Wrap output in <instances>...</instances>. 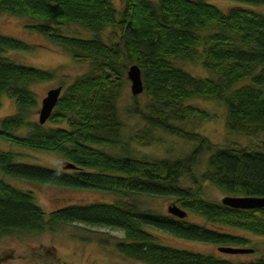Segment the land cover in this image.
<instances>
[{"label":"trees","instance_id":"16d2710c","mask_svg":"<svg viewBox=\"0 0 264 264\" xmlns=\"http://www.w3.org/2000/svg\"><path fill=\"white\" fill-rule=\"evenodd\" d=\"M237 1L222 9L209 0H123L120 7L113 0H0V13L28 17L29 28L42 32L76 61L88 63L62 87L50 115L40 123L32 116L38 100L30 83L51 78L55 70L4 54L9 48L32 45L0 32V101L5 92L15 104L12 112L0 116V138L53 150L76 165L18 161L16 152L0 149V234L41 232L59 222L80 221L122 229L124 236L115 242L116 249L150 263L264 264V254L235 260L163 243L148 228L232 246H246L249 237L220 224L264 235V205L235 207L203 196L204 181L226 194L264 195V143H213L183 123L194 115L213 116L188 100L204 96L222 102L229 129L252 136L264 133V11L250 5L264 0ZM66 22L78 23L90 33L64 32L61 26ZM106 26L112 27V34L118 31L115 39L101 34ZM185 60L198 61L209 73H191L182 64ZM131 63L140 66L142 91L150 100L143 107L133 93L127 109L139 115L144 127L126 135L121 133L118 98ZM155 128L195 144L179 156L133 154L132 140L148 143ZM205 150V166L197 173L195 164ZM3 175L97 187L118 197L66 203L46 212L32 190ZM133 193L173 196L186 215L194 211L203 220L156 211L136 198L127 199Z\"/></svg>","mask_w":264,"mask_h":264},{"label":"rangeland","instance_id":"374dc122","mask_svg":"<svg viewBox=\"0 0 264 264\" xmlns=\"http://www.w3.org/2000/svg\"><path fill=\"white\" fill-rule=\"evenodd\" d=\"M209 1L222 9L238 2L237 0ZM122 2L123 0H113L117 7H120ZM250 5L257 10L264 11V3ZM29 21L28 17L22 15L9 12L0 13V32L22 38L32 45L28 49L9 48L4 54L24 64L55 70V74L51 78L30 83V88L36 93L38 100L32 116L38 119L41 98L45 95L46 90L58 84H61L62 87L66 86L76 75L86 70L88 63L76 61L69 52L54 44L42 32L29 28L26 25ZM61 29L64 32L78 35L90 33L87 28L74 22L62 24ZM101 34L111 40L117 37L118 31L116 34H112V27L106 26L101 30ZM182 64L193 74L207 75L209 73L207 68L198 61L185 60ZM137 94L139 104L145 107L144 104L150 100L149 95L143 91ZM132 95L130 80L125 73L123 87L118 98V108L123 122L121 133L126 135L139 131L144 127V121L139 115L131 113L127 109L133 102ZM188 100L213 113V116L208 119H200L194 115L193 118L183 121L185 125L192 126L195 130L206 135L211 142L246 144L252 140H259L264 143V133L262 132L252 136L229 129L225 123V106L218 99L194 96ZM14 108L13 98L4 92L1 95L0 116L12 112ZM152 134L154 138L145 144L132 140L129 150L137 156H147L149 158L179 156L189 151L195 144L192 140L171 134L161 128H155ZM0 149H9L16 152L18 161L51 167L58 166L59 160L62 159L53 150L32 148L2 138H0ZM207 154L208 151L206 150L200 154L194 167L195 172L198 173L204 168ZM3 177L18 187L32 190L36 202L46 212L66 203L113 200L118 197L108 190L97 187L56 185L28 178L12 177V175H3ZM224 194L226 193L213 183L204 181V197L211 200H220ZM131 197L138 199L151 209L164 213L168 212L167 207L172 202L178 204L174 197L169 195L133 193L127 199H131ZM186 217L198 221L203 220V216L194 211H188ZM216 224L214 223V225ZM220 227L247 235L249 242L246 246H252L255 249L248 252H225L219 250L218 245L212 242L177 236L158 228H148L155 234L157 240L177 247L229 256L235 260L264 254V235L255 234L233 225L220 224ZM123 236L124 232L120 228L80 221L59 222L54 228H47L41 232L13 230L0 234V264H61L62 262L74 264H155L120 253L116 249L115 242L121 240Z\"/></svg>","mask_w":264,"mask_h":264},{"label":"water","instance_id":"95a60500","mask_svg":"<svg viewBox=\"0 0 264 264\" xmlns=\"http://www.w3.org/2000/svg\"><path fill=\"white\" fill-rule=\"evenodd\" d=\"M126 75L130 80V89L132 93L137 94L143 89V78L141 74V68L137 63H131L127 67ZM62 90V85L50 87L46 90L45 95L41 98L40 107L38 110V121L43 123L50 115L53 107L55 106L57 99ZM61 167H75L76 165L68 160H59ZM220 200L230 206L253 208L264 205V195H236V194H224ZM167 210L169 213L184 217L186 210L172 202L168 205ZM218 249L226 252H248L252 251L253 247L249 246H232V245H218ZM61 264H74L70 262H62Z\"/></svg>","mask_w":264,"mask_h":264}]
</instances>
